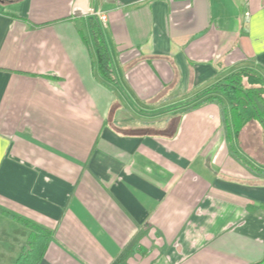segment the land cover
I'll return each mask as SVG.
<instances>
[{
	"label": "crops",
	"instance_id": "crops-1",
	"mask_svg": "<svg viewBox=\"0 0 264 264\" xmlns=\"http://www.w3.org/2000/svg\"><path fill=\"white\" fill-rule=\"evenodd\" d=\"M242 68L264 79V0H0V264L30 232L7 214L52 231L40 264H113L139 231L128 264H264L263 130L190 107Z\"/></svg>",
	"mask_w": 264,
	"mask_h": 264
},
{
	"label": "trees",
	"instance_id": "trees-1",
	"mask_svg": "<svg viewBox=\"0 0 264 264\" xmlns=\"http://www.w3.org/2000/svg\"><path fill=\"white\" fill-rule=\"evenodd\" d=\"M92 37L96 49V66L102 77L112 83L116 82L111 60L101 36L100 28L96 19L90 18ZM82 38H84L81 35ZM219 93L229 103L228 112L223 111V124L225 134L232 133L238 137L242 129L250 123H258L264 131V79L255 71L247 68L235 70L224 78L212 83L197 94L202 98L190 107L206 101L221 102ZM264 208V203H260ZM19 223L29 228L27 246L14 261V264H40L47 246L52 238V231L23 217L9 215ZM143 233L139 231L125 245L122 254L113 264H128V259L133 255ZM262 261L252 263L261 264Z\"/></svg>",
	"mask_w": 264,
	"mask_h": 264
},
{
	"label": "rangeland",
	"instance_id": "rangeland-1",
	"mask_svg": "<svg viewBox=\"0 0 264 264\" xmlns=\"http://www.w3.org/2000/svg\"><path fill=\"white\" fill-rule=\"evenodd\" d=\"M247 132H251V131H247ZM261 136L262 137H264V131L262 132L261 131ZM259 134V135H260ZM258 135V137L260 138V136ZM263 145H264V138H263V143H262ZM248 148V150H249V152H253L254 150L249 146V147H247ZM263 159V160H262ZM258 162H260V166L261 167H264V155L261 153L260 155H259V157H258Z\"/></svg>",
	"mask_w": 264,
	"mask_h": 264
},
{
	"label": "built area",
	"instance_id": "built-area-1",
	"mask_svg": "<svg viewBox=\"0 0 264 264\" xmlns=\"http://www.w3.org/2000/svg\"><path fill=\"white\" fill-rule=\"evenodd\" d=\"M98 14V16L101 18V19H105V15H103V14H99V13H97ZM245 15L246 16H249V13L248 12H245Z\"/></svg>",
	"mask_w": 264,
	"mask_h": 264
}]
</instances>
